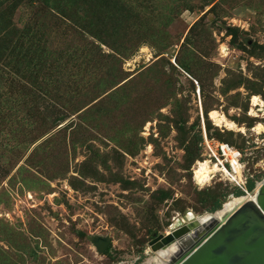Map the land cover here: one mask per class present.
Wrapping results in <instances>:
<instances>
[{"label":"rangeland","instance_id":"obj_1","mask_svg":"<svg viewBox=\"0 0 264 264\" xmlns=\"http://www.w3.org/2000/svg\"><path fill=\"white\" fill-rule=\"evenodd\" d=\"M263 180L264 0H0V264H149Z\"/></svg>","mask_w":264,"mask_h":264},{"label":"water","instance_id":"obj_2","mask_svg":"<svg viewBox=\"0 0 264 264\" xmlns=\"http://www.w3.org/2000/svg\"><path fill=\"white\" fill-rule=\"evenodd\" d=\"M212 215L185 223L179 218L174 220L167 234L151 240V251L157 253L179 244L177 252L161 258L162 264H264V180L252 198L221 219ZM106 245L99 241V250Z\"/></svg>","mask_w":264,"mask_h":264},{"label":"bare ground","instance_id":"obj_3","mask_svg":"<svg viewBox=\"0 0 264 264\" xmlns=\"http://www.w3.org/2000/svg\"><path fill=\"white\" fill-rule=\"evenodd\" d=\"M255 99H253V104L255 103ZM211 117L212 119H214L217 124H224L226 127L228 128H232L233 125L231 123H228L227 121H225L223 118H220L216 115V113L212 112L211 113ZM216 124V123H215ZM262 129L261 126H257L255 127V130L257 132H259ZM230 153L227 152L226 156H229ZM230 162V168L232 170L233 173L235 174H239V165L237 164V161L232 157L229 159ZM223 172L224 174H228V171L225 169L223 162L220 159H217L216 163H213L212 165H210V163L208 161L202 162V163H198L197 166L194 169V179L196 180V182L199 185H204L208 180L211 179V174L216 173V172ZM231 173V172H230ZM233 176V175H232ZM233 178V177H232ZM258 187V186H257ZM252 198V196H248L247 199ZM246 198H230L229 201L227 203H225L222 207V210L217 212V213H212V218L214 219H221V217L223 216V214H225L226 212H230L232 211L234 208H236L238 205L242 204L245 200H247ZM209 214V213H207ZM206 214L197 217L198 220H201V218L203 216H205ZM189 217L192 215H188ZM191 236H189L187 239H190ZM179 250V244L177 243H173L172 245H170L167 249L164 250H160L159 252L156 253V255L159 257H156L152 260H149V264H162L160 262L161 258H164L165 256H169L172 255L174 252H177Z\"/></svg>","mask_w":264,"mask_h":264},{"label":"built area","instance_id":"obj_4","mask_svg":"<svg viewBox=\"0 0 264 264\" xmlns=\"http://www.w3.org/2000/svg\"><path fill=\"white\" fill-rule=\"evenodd\" d=\"M185 218H186V221L188 222V221H192V220L196 219L197 217H195V216L192 215L190 217L189 216H186Z\"/></svg>","mask_w":264,"mask_h":264},{"label":"trees","instance_id":"obj_5","mask_svg":"<svg viewBox=\"0 0 264 264\" xmlns=\"http://www.w3.org/2000/svg\"><path fill=\"white\" fill-rule=\"evenodd\" d=\"M219 208H220V206L216 207V209H219ZM216 209H214V210H216ZM213 212H215V211H213Z\"/></svg>","mask_w":264,"mask_h":264}]
</instances>
